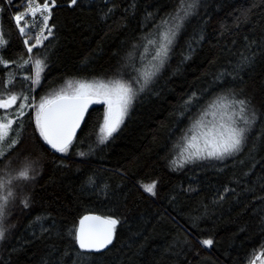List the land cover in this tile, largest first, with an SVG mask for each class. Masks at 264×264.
I'll return each instance as SVG.
<instances>
[{
    "label": "trees",
    "instance_id": "16d2710c",
    "mask_svg": "<svg viewBox=\"0 0 264 264\" xmlns=\"http://www.w3.org/2000/svg\"><path fill=\"white\" fill-rule=\"evenodd\" d=\"M68 2L57 0L52 35L33 51L30 62L39 58L44 67L32 90L22 81L30 65L17 68L29 56L13 19L25 0H0V31L8 41L0 54L10 61L0 65V91L10 70L15 83L8 91L23 89L33 100L67 80L124 79L135 87L144 39L176 0H78L71 8ZM252 41L254 62L234 72ZM193 93L194 102L186 104ZM233 94L257 114L241 152L174 165L201 113ZM103 111L101 104L89 107L67 154L45 145L32 112H25L21 142L0 168L7 160L18 168L27 159L34 179L9 205L6 223L15 227L0 240V264H251L264 255V0L202 1L120 128L99 144ZM153 182L155 195L142 187ZM24 195L31 198L28 208L20 202ZM87 212L120 221L104 251H83L69 235ZM204 239L213 244L204 246Z\"/></svg>",
    "mask_w": 264,
    "mask_h": 264
},
{
    "label": "snow or ice",
    "instance_id": "6c2138e0",
    "mask_svg": "<svg viewBox=\"0 0 264 264\" xmlns=\"http://www.w3.org/2000/svg\"><path fill=\"white\" fill-rule=\"evenodd\" d=\"M7 2L11 4L12 0H7ZM77 5L78 0H69L68 2L70 8ZM199 6L200 0H176L173 10L162 17L158 24L153 25L155 29L153 35L156 39H149L148 44L155 48V54L152 56L154 63L150 70L132 78L139 83L138 89L133 86L131 80L125 81L124 79H112L107 82L76 81L70 82L68 88L61 89L52 95L41 96L39 103H35L34 100L30 102L29 96L23 89L19 92L8 91L15 83L14 74L11 79H6L4 81L5 90L0 91V110H5L0 114V161L6 160L21 142L19 138L20 129L23 127L22 118L25 116L26 108L33 109L32 118L35 123V131L44 144L56 153L67 154L77 136V129L81 128L82 122L85 121L89 106L103 104V118L102 122L99 123L96 143L104 144L124 122L137 93L143 91L163 67L178 35ZM57 7H59L57 0H42V2L41 0H25L24 10L13 16L20 36L24 37L23 43L29 56V59L20 57L22 63L17 65L19 70L23 71L29 65L34 49L42 46L44 40L52 35V27L49 26V22L53 10ZM28 17L32 18L33 23L25 22L22 25L21 22L27 21ZM38 17L41 21L39 32L35 33V43H31L33 37L30 34V29L37 27L35 21ZM45 31L47 35H44ZM254 43L255 41L246 44L247 51L240 52L237 57L238 62L233 66L234 72L243 71L254 62L257 54L255 52H252L251 55L248 54L251 52V45ZM7 44L8 41L0 31V49L6 48ZM9 63L10 61L0 54V65L7 68ZM34 63L35 78L28 75L23 76V80H31L33 86L40 82V71L44 67V61L37 58ZM224 74L222 72L219 76L222 77ZM141 80L143 83H140ZM33 90L35 89L33 88ZM194 98L195 93L185 103L192 104ZM18 102V107L15 108L14 113L7 111L17 105ZM249 105L250 101L236 98L235 94L231 98L218 97L217 100L210 103L208 109L211 112L205 110L201 113V120H197L193 125L191 137L187 138L186 135V145L181 150L179 161L174 159L172 163L182 167L185 163H191L195 160H224L241 152L248 138V133L257 119L256 111L254 109L249 111ZM209 114L214 119L209 122V126L205 130L202 119ZM92 151H94V147L90 143L88 153ZM88 153L80 151L78 155L86 156ZM33 172V163L27 159L18 168H12L11 160H7L3 168H0V240L5 239L11 227H15V225H7L6 223L12 215L9 211V205L15 201L19 192L24 190L26 183L34 179ZM21 181L25 184H21ZM88 182L94 184L95 180L89 177ZM142 187L145 192L155 195V182L142 185ZM30 201L31 198L28 195L22 196L20 200L24 208L30 206ZM36 220L40 222L42 218L37 217ZM119 223L120 221L112 216L83 215L79 218L74 229L69 230V235L74 237L75 244L80 249L99 252L113 243ZM201 243L204 246H211L213 241L204 239Z\"/></svg>",
    "mask_w": 264,
    "mask_h": 264
},
{
    "label": "rangeland",
    "instance_id": "374dc122",
    "mask_svg": "<svg viewBox=\"0 0 264 264\" xmlns=\"http://www.w3.org/2000/svg\"><path fill=\"white\" fill-rule=\"evenodd\" d=\"M202 1H204V0H200V3H201ZM25 22H27V23H29V24H32V23H33V20H32L31 17H28V18H27V21H22L21 24L23 25V23H25ZM35 23L37 24V27H34V28L30 29V34H31L32 37H33V38L31 39L30 42H33V43H35V38H34L35 33L39 32V25H40V23H41L39 17L37 18V20L35 21ZM44 35H47V32H46V31H45ZM48 37H49V36H48ZM149 39H156V37H155V36L153 35V33H152L151 35H149L148 37H146V38L144 39L142 50H141L140 53H138V55L136 56V59H135V61L137 62V67H138V68L136 69L135 77L142 75V73H143L144 71L150 70L151 67H152V65H153V63H154V61L152 60V56L155 54V48H154L153 45L148 44V40H149ZM23 40H24V37H23ZM34 61H35V60H34ZM34 61L32 60V61L29 63L30 68L28 67V71H29L30 73L28 74V71H26V72L22 75V77L25 76V75H28V76L30 75L32 78H35L36 69H35V63H34ZM164 64H165V63H164ZM163 66H164V65H163ZM161 69H162V67L160 68V70H161ZM160 70H159V71H160ZM42 73H43V68H42L41 71H40V78H41V76H42ZM158 73H159V72H158ZM158 73L153 77V79L151 80V82L147 84V86L144 88L143 91H140V92L137 93L136 98L139 97V96L145 91V89H146V88L152 83V81L155 79V77L158 75ZM12 76H13V72L10 70V71L8 72V74H7V79H11ZM22 81H23V83H24V84H23L24 87H26V86L30 83L29 85L31 86L32 90H33V88H36V87L38 86V84L33 86V85L31 84V80L24 81L23 78H22ZM76 81H83V80H67L63 85H61L60 88L55 89V90H52V91L48 92L47 94H45L44 96L52 95V94H54L55 92H57V91H59V90H61V89H66V88H68V85H69L70 82L74 83V82H76ZM89 81H102V80L99 79V80H89ZM102 82H105V81H102ZM106 82H107V81H106ZM135 82H136V80H135ZM140 83H143V81L141 80ZM135 88H137V89L139 88V83H137V85L135 86ZM136 98H135V99H136ZM32 100H33V99L31 98V99H30V102H31ZM39 100H40V98L37 99V100H34V101H35V103H39ZM18 104H19V102L17 103V105L13 106L12 109H9V110H7V111H8V112H13V113H14L15 108L18 107ZM101 105L103 106V104H101ZM103 107H104V106H103ZM29 109H30V111L32 112V117H33V114H34V113H33V109H31V108H26V109H25V112H27ZM206 110H208L209 113L211 112L210 109H206ZM4 111H5V110H0V114H2ZM32 119H33V118H32ZM213 119H214V118H213V116H212L211 114H209V115L203 117V119H202V123H203V125L205 126V130H206L207 127L209 126V122H210V121H213ZM198 120H201V116L198 118ZM196 121H197V120H196ZM196 121H195V122H196ZM195 122L193 123V125L195 124ZM33 123H34V120H33ZM34 124H35V123H34ZM193 125H192V128H191V130H190L191 132L189 133V135L187 136V138H190L191 135L193 134V133H192ZM14 127H17V126H14ZM185 145H186V138L184 139V141L182 142L181 146L179 147V149H178V151H177V154H176V156H175V160L179 161L180 154H181V150L185 147ZM251 264H264V255H263V256H262V255L260 256V254H259L258 256H256V258L253 260V262H252Z\"/></svg>",
    "mask_w": 264,
    "mask_h": 264
},
{
    "label": "water",
    "instance_id": "95a60500",
    "mask_svg": "<svg viewBox=\"0 0 264 264\" xmlns=\"http://www.w3.org/2000/svg\"><path fill=\"white\" fill-rule=\"evenodd\" d=\"M91 106V105H90ZM89 106V107H90ZM78 130V129H77ZM51 149V148H50ZM52 150V149H51ZM88 214H92V215H100V214H96V213H93V212H87V213H84V214H82L81 216H83V215H88ZM80 216V217H81ZM102 216V215H101ZM79 217V218H80ZM79 218L77 219V223H76V225L78 224V221H79ZM111 245V244H110ZM110 245H108L107 247H106V249L110 246ZM78 248H79V246L78 245H76ZM80 249V248H79ZM106 249H103V250H101V251H104V250H106ZM82 250V249H81ZM83 251H86V252H95V251H92V250H83ZM101 251H99V252H101Z\"/></svg>",
    "mask_w": 264,
    "mask_h": 264
}]
</instances>
